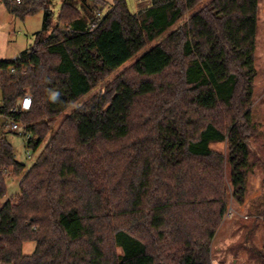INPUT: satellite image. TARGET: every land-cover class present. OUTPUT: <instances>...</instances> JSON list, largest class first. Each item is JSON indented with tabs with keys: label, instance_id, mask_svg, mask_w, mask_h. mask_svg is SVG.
<instances>
[{
	"label": "trees",
	"instance_id": "obj_1",
	"mask_svg": "<svg viewBox=\"0 0 264 264\" xmlns=\"http://www.w3.org/2000/svg\"><path fill=\"white\" fill-rule=\"evenodd\" d=\"M3 1L44 20L27 50L0 60V121L25 124L33 152L44 145L26 170L0 136V264H211L230 195L244 202L264 163L252 116L261 0L195 12L204 0H151L137 12L115 0L97 18L64 0L55 26L51 0ZM225 141L226 152L212 147ZM9 174L22 176L20 192L1 204ZM249 214L264 225V193ZM254 256L264 264V237Z\"/></svg>",
	"mask_w": 264,
	"mask_h": 264
},
{
	"label": "rangeland",
	"instance_id": "obj_2",
	"mask_svg": "<svg viewBox=\"0 0 264 264\" xmlns=\"http://www.w3.org/2000/svg\"><path fill=\"white\" fill-rule=\"evenodd\" d=\"M64 0H51V8L54 12L53 26L58 22V16ZM211 0H204L193 12L200 9L204 4ZM75 4L82 8L83 3L88 7L92 15L102 17L115 3V0H74ZM132 12H137L151 5V0H127ZM81 13L85 16L84 9ZM191 14V13H190ZM189 16V15H188ZM43 12L31 15L22 20L11 13L3 0H0V60L15 58L21 52L27 50L34 42L36 33L43 27ZM179 24L170 27L163 34L149 42L146 47L140 50L134 57L124 63L120 68L106 76L90 92L83 95L65 113L59 115L57 124L77 106L93 94L105 89V86L116 76L131 68L132 64L151 46L162 41L166 35L175 30ZM256 68L257 75L254 82V95L252 116L258 123V135L260 139L255 144L262 147L264 140V0L260 2L257 48H256ZM1 104V98H0ZM1 117V116H0ZM4 119L6 116L3 117ZM57 127V125H56ZM5 135L12 143L15 158L26 165V170L34 163L37 156L43 149L42 144L32 158L27 157L25 138L20 134L10 130L7 121H0V136ZM254 143V142H253ZM212 147L223 152L227 151V142L213 143ZM10 175V174H9ZM22 176L10 175L7 177V194L1 199L3 204L9 197L20 192V182ZM264 193V163L256 161L254 170L248 178V189L244 202H237L231 195L228 203V213L222 221L219 230L212 241L211 264H255V253L263 246L264 225L259 222L256 226L252 224L255 214L254 206L261 200ZM36 243L28 241L24 244V253L31 254L35 249Z\"/></svg>",
	"mask_w": 264,
	"mask_h": 264
},
{
	"label": "built area",
	"instance_id": "obj_3",
	"mask_svg": "<svg viewBox=\"0 0 264 264\" xmlns=\"http://www.w3.org/2000/svg\"><path fill=\"white\" fill-rule=\"evenodd\" d=\"M19 2H20V0H19ZM31 106H32V94L30 93V91H27L25 93V95L23 96V98L21 99L19 107L21 109H26L27 110V109H30ZM16 110H18V108H13L12 109V111H16ZM4 121H7V126L9 125V128H10L11 131L20 134L25 139L31 137V134L27 131L26 125L23 124L20 121H17L12 116H6ZM33 153L34 152L31 149L28 148L27 157L28 158H32L34 156Z\"/></svg>",
	"mask_w": 264,
	"mask_h": 264
},
{
	"label": "water",
	"instance_id": "obj_4",
	"mask_svg": "<svg viewBox=\"0 0 264 264\" xmlns=\"http://www.w3.org/2000/svg\"><path fill=\"white\" fill-rule=\"evenodd\" d=\"M3 122H4V119H3Z\"/></svg>",
	"mask_w": 264,
	"mask_h": 264
},
{
	"label": "crops",
	"instance_id": "obj_5",
	"mask_svg": "<svg viewBox=\"0 0 264 264\" xmlns=\"http://www.w3.org/2000/svg\"><path fill=\"white\" fill-rule=\"evenodd\" d=\"M29 17V16H28ZM26 20V19H25Z\"/></svg>",
	"mask_w": 264,
	"mask_h": 264
}]
</instances>
